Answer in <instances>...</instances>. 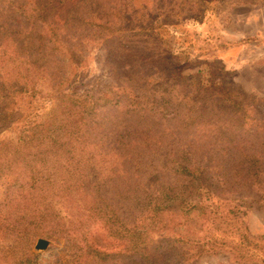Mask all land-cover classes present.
<instances>
[{
    "label": "trees",
    "instance_id": "trees-1",
    "mask_svg": "<svg viewBox=\"0 0 264 264\" xmlns=\"http://www.w3.org/2000/svg\"><path fill=\"white\" fill-rule=\"evenodd\" d=\"M146 9L0 0V132L15 133L0 139V264L19 250L16 264H40L39 238L53 243L49 264H196L222 252L245 263L264 251L230 198L264 189V122L154 56ZM94 44L107 50L116 90L72 95L63 87L74 60ZM37 78L53 91L52 118L15 122L5 103L34 99ZM192 214L206 229L197 239L174 231Z\"/></svg>",
    "mask_w": 264,
    "mask_h": 264
},
{
    "label": "rangeland",
    "instance_id": "rangeland-1",
    "mask_svg": "<svg viewBox=\"0 0 264 264\" xmlns=\"http://www.w3.org/2000/svg\"><path fill=\"white\" fill-rule=\"evenodd\" d=\"M135 1L137 6L147 8L146 13L151 14L152 39L159 41L151 45L154 56L171 59L170 63H174L186 79L194 74L201 86L211 88L214 97H235L242 102V114L249 121L259 116L264 122V0ZM134 34L147 36L139 31ZM106 55L105 47L89 46L87 52L74 60L77 65L72 75L75 79L72 77L63 88L72 95H88L90 98L102 92H115L117 83L106 64ZM155 66L154 69L162 73L169 68L165 63ZM33 81L35 84L33 89L29 85V93L34 99L14 95L16 97L5 103L13 111V116L16 113L15 122L44 123L52 118L55 101L50 96L53 91L47 81L40 78ZM204 116L207 115L204 113ZM0 139L14 140L15 133L11 129L3 130ZM2 182L0 179V188ZM230 198L237 199L231 205L241 212V220L253 242L264 247V189L239 192ZM181 220L185 225L175 228L176 233L191 239L206 233L196 214ZM213 235L232 240L218 231H213ZM40 239L48 243L45 250H35ZM52 244L45 238L33 242L31 251L39 254L40 264H49L54 251ZM20 254L21 250L14 259L8 258L2 264L18 263ZM196 264H264V251H256L251 261L245 263L222 252L200 257Z\"/></svg>",
    "mask_w": 264,
    "mask_h": 264
},
{
    "label": "water",
    "instance_id": "water-1",
    "mask_svg": "<svg viewBox=\"0 0 264 264\" xmlns=\"http://www.w3.org/2000/svg\"><path fill=\"white\" fill-rule=\"evenodd\" d=\"M47 245H48L47 241L40 239L37 241V244L35 246V250H45Z\"/></svg>",
    "mask_w": 264,
    "mask_h": 264
}]
</instances>
